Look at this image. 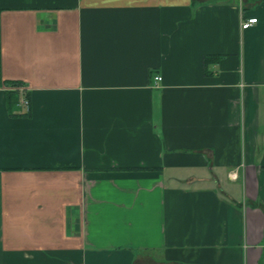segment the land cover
Segmentation results:
<instances>
[{
    "label": "crops",
    "instance_id": "crops-1",
    "mask_svg": "<svg viewBox=\"0 0 264 264\" xmlns=\"http://www.w3.org/2000/svg\"><path fill=\"white\" fill-rule=\"evenodd\" d=\"M0 264H264V0H0Z\"/></svg>",
    "mask_w": 264,
    "mask_h": 264
},
{
    "label": "built area",
    "instance_id": "built-area-1",
    "mask_svg": "<svg viewBox=\"0 0 264 264\" xmlns=\"http://www.w3.org/2000/svg\"><path fill=\"white\" fill-rule=\"evenodd\" d=\"M256 21H257V18L255 16H252V17H249V18L245 19L244 21H242L241 26L243 28H246V27L250 26L251 24L255 23ZM154 79L155 80H159L160 77L156 75L154 77ZM18 89H19V92H20L19 101L18 102H19V104L27 107L29 102H28L27 97L25 96V90H24L23 87H19Z\"/></svg>",
    "mask_w": 264,
    "mask_h": 264
},
{
    "label": "trees",
    "instance_id": "trees-1",
    "mask_svg": "<svg viewBox=\"0 0 264 264\" xmlns=\"http://www.w3.org/2000/svg\"><path fill=\"white\" fill-rule=\"evenodd\" d=\"M204 61H205L206 63L208 62V61H207V57L204 58Z\"/></svg>",
    "mask_w": 264,
    "mask_h": 264
}]
</instances>
